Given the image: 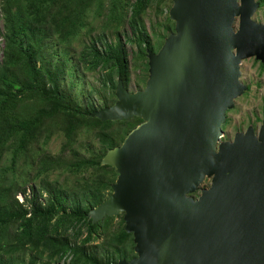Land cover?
<instances>
[{"label": "water", "instance_id": "water-1", "mask_svg": "<svg viewBox=\"0 0 264 264\" xmlns=\"http://www.w3.org/2000/svg\"><path fill=\"white\" fill-rule=\"evenodd\" d=\"M172 1L175 32L159 53L148 52L146 86L130 92L119 80L116 106L94 114L143 122L104 159L118 181L89 216H124L137 257L119 264H264V120L257 135L250 127L221 142L228 112L248 89L243 62L264 63V24L252 21L259 5Z\"/></svg>", "mask_w": 264, "mask_h": 264}, {"label": "trees", "instance_id": "trees-1", "mask_svg": "<svg viewBox=\"0 0 264 264\" xmlns=\"http://www.w3.org/2000/svg\"><path fill=\"white\" fill-rule=\"evenodd\" d=\"M167 3L173 7L172 0H1L0 264H119L137 257L123 215L97 223L89 216L111 198L118 181L117 169L103 165L104 159L143 122L94 116L116 106L119 80L129 87L127 48L106 33L81 50V68L101 74L102 87L91 95L75 87L68 50L61 60L57 49L69 48L95 20L110 19L116 33L128 24L132 38L126 42L145 62L137 84L143 89L148 52L159 53L167 34L156 49L142 19L154 5L163 16ZM258 5L263 9L264 0ZM169 14L163 26L174 33ZM262 111L264 116V101ZM229 123L227 118L224 132ZM57 137L63 140L54 152L49 144ZM56 170L72 176L71 183L49 180Z\"/></svg>", "mask_w": 264, "mask_h": 264}, {"label": "rangeland", "instance_id": "rangeland-1", "mask_svg": "<svg viewBox=\"0 0 264 264\" xmlns=\"http://www.w3.org/2000/svg\"><path fill=\"white\" fill-rule=\"evenodd\" d=\"M135 1L136 0H132ZM258 3V0H255ZM168 9V3L164 6V15H159L157 5H154L151 10H149L143 17L142 21L145 25L146 30L151 35L153 40V45L157 49V44L160 41L159 36L169 34L174 29L168 30L167 27L163 26V22L166 21V15L169 14L172 9V4ZM252 21L256 24H264V8L256 9L252 16ZM116 23L111 22L110 19L95 20L92 22L91 27L86 31L83 30L82 35L75 39L69 48H58L57 50L61 54L60 58L63 59L64 53L68 50L69 66L72 68V79L75 80V87L78 91H85L86 94L91 95V92L96 89L100 90L102 87L101 74L100 72L87 71L81 68L79 63V53L82 49H85L87 45L91 44L92 41L99 40L108 34V40L117 43L121 41L125 44L128 54L129 61L131 65V82L129 84L128 90L130 92H136L140 82V77L142 76V70L145 68V62L141 61L137 56V47L126 42L127 38H132V33L130 26L126 24L119 33L115 28ZM238 29V26H236ZM4 32V17L1 8L0 0V64L4 59L3 51L5 48V41L3 38ZM162 43V41H161ZM53 51L51 50V53ZM241 78L240 82L247 86L249 89L247 94H244L237 98L235 101V107L232 111L227 114L230 121L228 128L225 130L224 137L221 142H233L237 134H245L251 127L255 135L258 134L263 123V111L262 105L264 101V67L261 63L254 58L247 59L243 62L241 67ZM98 100V96H96ZM63 138H54L49 144V149L54 152H58L61 148V142ZM49 180L55 182L58 181L61 185H67L71 183L72 176L68 175L66 172L59 170L50 172ZM39 181V180H38ZM40 182V181H39ZM38 182V184H39ZM212 184V180H207L200 189L194 194V198L198 199L202 194V190L208 189ZM31 193L28 190V194ZM21 201L24 200V196L19 195Z\"/></svg>", "mask_w": 264, "mask_h": 264}, {"label": "clouds", "instance_id": "clouds-1", "mask_svg": "<svg viewBox=\"0 0 264 264\" xmlns=\"http://www.w3.org/2000/svg\"><path fill=\"white\" fill-rule=\"evenodd\" d=\"M20 196H23V195H20Z\"/></svg>", "mask_w": 264, "mask_h": 264}]
</instances>
